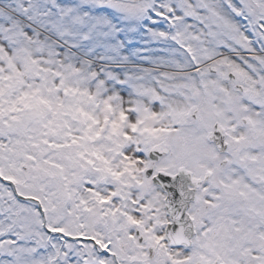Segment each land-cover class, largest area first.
<instances>
[{
	"label": "snow or ice",
	"instance_id": "6c2138e0",
	"mask_svg": "<svg viewBox=\"0 0 264 264\" xmlns=\"http://www.w3.org/2000/svg\"><path fill=\"white\" fill-rule=\"evenodd\" d=\"M0 264H264V0H0Z\"/></svg>",
	"mask_w": 264,
	"mask_h": 264
}]
</instances>
